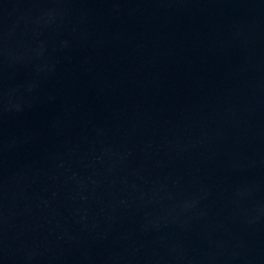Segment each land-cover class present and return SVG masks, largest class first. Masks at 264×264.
Here are the masks:
<instances>
[{
  "label": "water",
  "instance_id": "95a60500",
  "mask_svg": "<svg viewBox=\"0 0 264 264\" xmlns=\"http://www.w3.org/2000/svg\"><path fill=\"white\" fill-rule=\"evenodd\" d=\"M0 264H264V0H0Z\"/></svg>",
  "mask_w": 264,
  "mask_h": 264
}]
</instances>
